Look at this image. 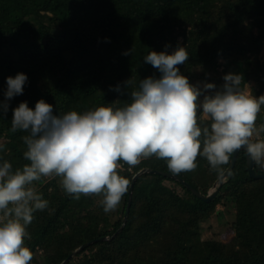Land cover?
Returning a JSON list of instances; mask_svg holds the SVG:
<instances>
[{
  "label": "trees",
  "instance_id": "obj_1",
  "mask_svg": "<svg viewBox=\"0 0 264 264\" xmlns=\"http://www.w3.org/2000/svg\"><path fill=\"white\" fill-rule=\"evenodd\" d=\"M263 41L264 0H0V102L9 76L28 77L23 94L9 101L6 116L0 109V162L9 161L13 170L29 163L22 140L28 133L10 130L13 109L21 102L34 110L43 99L56 115L123 107L140 80L161 77L145 62L152 51L172 54L186 48L189 57L177 65L180 73L192 85L196 77L216 85L201 101L219 91L229 73L242 77L241 88L255 81L252 93L264 95ZM117 86L123 94L113 90ZM256 124H264V105ZM229 163L213 170L198 156L195 170L177 175L207 194ZM121 164L118 172L129 179V188L143 168L170 172L167 161L155 156L131 172ZM255 167L264 173V167ZM53 177L34 182L48 207L34 212L27 226L30 264H61L82 244L102 237L109 239L92 242L66 264H264V179L249 175L244 150L211 202L178 180L144 173L135 180L128 213L129 188L116 210L105 213L102 195L75 199L64 192L61 178ZM56 180L59 190L49 191ZM218 204L234 207V236L204 241L201 223Z\"/></svg>",
  "mask_w": 264,
  "mask_h": 264
},
{
  "label": "clouds",
  "instance_id": "obj_2",
  "mask_svg": "<svg viewBox=\"0 0 264 264\" xmlns=\"http://www.w3.org/2000/svg\"><path fill=\"white\" fill-rule=\"evenodd\" d=\"M188 57L185 47L172 54L146 55L145 62L162 75L140 80L123 107L56 115L53 105L41 99L34 110L26 101L13 109L10 130L28 133L22 140L23 158L29 163L13 170L9 161L0 162V264H30L33 259L25 239H31L27 226L34 212L48 207L34 184L42 178L60 177L64 192L75 199L102 195L100 204L109 213L129 188V179L118 172L121 162L131 172L143 159L155 156L167 161L171 173L179 174L195 170L197 157L202 156L219 170L243 148L264 167V124H256L264 95L256 97L241 88L242 77L229 73L222 88L201 101V95L216 85L190 84L177 67ZM27 81L24 73L7 78L2 116L7 115L9 101L23 94ZM131 84L126 81L125 87ZM113 90L122 93L120 86ZM200 121L210 123L201 127Z\"/></svg>",
  "mask_w": 264,
  "mask_h": 264
},
{
  "label": "water",
  "instance_id": "obj_3",
  "mask_svg": "<svg viewBox=\"0 0 264 264\" xmlns=\"http://www.w3.org/2000/svg\"><path fill=\"white\" fill-rule=\"evenodd\" d=\"M243 150L245 151V149L241 148L240 150H237L236 152H234L232 154V158L230 160V163H229L228 167L220 175V177L215 181V183L213 184V186L211 187L210 191L207 194L203 193L202 191H200L199 189L194 187L192 184H190L189 182H187L185 179H183L181 176H179L177 174H173V173L165 172V171H161V170H156V169H151V168H143L142 170H140L137 173H135V175L133 177V180H132V183L130 185L127 213H128V211L130 209V203H131V200H132V192H133V186H134L135 180L141 174H144V173H157V174H161V175L173 178L175 180H178L184 186L189 188L197 197H199L200 199H202L205 202H211L216 197V195L218 194L220 189L223 187V185L231 178L233 169H234V167L236 165V162H237L238 155ZM247 170H248L249 175L252 178L264 179V173H260V172H258L256 170L255 163L252 161V159L250 158V156L248 154H247ZM126 219H127V216L125 217V220ZM122 228H123V226L117 232L121 231ZM100 239L108 240L109 238L108 237H102V238L94 239L92 241H89V242H86V243L82 244L77 249H75L73 252H71L68 255V257L61 264H66L68 261H70L72 258H74L78 253H80L81 250H83L86 246H88L92 242H95V241L100 240Z\"/></svg>",
  "mask_w": 264,
  "mask_h": 264
},
{
  "label": "rangeland",
  "instance_id": "obj_4",
  "mask_svg": "<svg viewBox=\"0 0 264 264\" xmlns=\"http://www.w3.org/2000/svg\"><path fill=\"white\" fill-rule=\"evenodd\" d=\"M257 31V30H256ZM261 60L264 61V41L263 47L259 54ZM202 70L197 71V74H201ZM206 75L208 73L206 72ZM211 75L216 76L217 74L212 73ZM205 82H201L200 78H195V84L203 85ZM256 87V82L251 81L246 84L245 88H248L251 92L252 89ZM49 181H53L54 177H50ZM58 182L51 184L48 188L49 191H58ZM213 186V185H212ZM211 189V188H210ZM210 191V190H209ZM235 209L232 205L218 204L216 211L212 215L201 223V233L204 241H216V242H226L230 240L234 233L231 229V225L234 219Z\"/></svg>",
  "mask_w": 264,
  "mask_h": 264
}]
</instances>
